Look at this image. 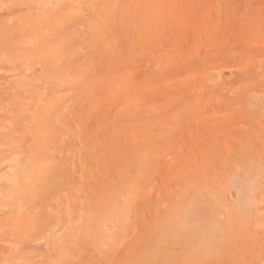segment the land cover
<instances>
[{
	"label": "rangeland",
	"instance_id": "1",
	"mask_svg": "<svg viewBox=\"0 0 264 264\" xmlns=\"http://www.w3.org/2000/svg\"><path fill=\"white\" fill-rule=\"evenodd\" d=\"M0 264H264V0H0Z\"/></svg>",
	"mask_w": 264,
	"mask_h": 264
},
{
	"label": "bare ground",
	"instance_id": "2",
	"mask_svg": "<svg viewBox=\"0 0 264 264\" xmlns=\"http://www.w3.org/2000/svg\"><path fill=\"white\" fill-rule=\"evenodd\" d=\"M257 200V199H256ZM257 203V202H256ZM209 236V235H208ZM207 240V239H206Z\"/></svg>",
	"mask_w": 264,
	"mask_h": 264
}]
</instances>
